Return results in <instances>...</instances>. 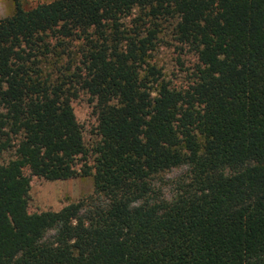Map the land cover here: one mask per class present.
I'll return each mask as SVG.
<instances>
[{"label": "trees", "instance_id": "trees-1", "mask_svg": "<svg viewBox=\"0 0 264 264\" xmlns=\"http://www.w3.org/2000/svg\"><path fill=\"white\" fill-rule=\"evenodd\" d=\"M11 1L0 19V155L11 153L0 264H264V0ZM135 12L146 26L126 33ZM164 27L194 54L187 87L147 61ZM78 91L94 100L91 164ZM25 170L90 176L92 192L28 213Z\"/></svg>", "mask_w": 264, "mask_h": 264}, {"label": "rangeland", "instance_id": "rangeland-1", "mask_svg": "<svg viewBox=\"0 0 264 264\" xmlns=\"http://www.w3.org/2000/svg\"><path fill=\"white\" fill-rule=\"evenodd\" d=\"M24 9L33 8L37 4L48 3L52 0H19ZM13 12L11 0H0V19L10 16ZM135 12L129 18L123 20L124 32L129 33L139 26L145 28L136 18ZM138 33L142 30L137 28ZM142 32L141 34H145ZM148 63L161 71L162 79L169 85L179 88L190 85L195 57L187 47H180L171 38L167 27H164L155 40V48L149 54ZM71 107L74 117L81 129L84 147L88 155V163L91 164L92 151L99 141L96 134V114L93 97L84 91H78L72 99ZM11 157L10 152L0 155V162ZM182 169H175L163 175L162 179L170 181L179 176ZM24 174L29 178L26 210L28 213L41 214L54 212L64 205L86 197L92 192V178L90 176H76L63 181H48L40 177L30 176L28 171ZM167 189L164 188L165 192Z\"/></svg>", "mask_w": 264, "mask_h": 264}]
</instances>
